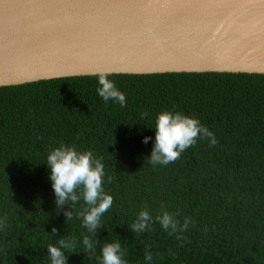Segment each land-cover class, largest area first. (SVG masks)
I'll return each instance as SVG.
<instances>
[{
    "label": "trees",
    "instance_id": "trees-1",
    "mask_svg": "<svg viewBox=\"0 0 264 264\" xmlns=\"http://www.w3.org/2000/svg\"><path fill=\"white\" fill-rule=\"evenodd\" d=\"M109 79L126 93V107L104 103L96 92L97 75L0 86V214H8L10 225L0 233V264H50L47 246L62 236L78 240L65 252L68 264H99L103 243L114 240H121L129 264H144L146 249L154 264H264V74L167 72ZM173 106L199 117L218 144L209 148L201 141L176 162L154 168L147 161L153 144L142 139L154 138L155 116ZM144 111L150 115L141 119ZM61 141L92 149L113 177L105 190L114 204L102 217L95 254L79 244L87 232L75 213L66 223L54 202L46 157ZM161 202L195 221L186 241L169 237L159 224L150 234L130 231L145 203L155 215ZM82 207L81 200L76 212Z\"/></svg>",
    "mask_w": 264,
    "mask_h": 264
},
{
    "label": "water",
    "instance_id": "water-1",
    "mask_svg": "<svg viewBox=\"0 0 264 264\" xmlns=\"http://www.w3.org/2000/svg\"><path fill=\"white\" fill-rule=\"evenodd\" d=\"M207 71L264 74V0H0V86Z\"/></svg>",
    "mask_w": 264,
    "mask_h": 264
},
{
    "label": "clouds",
    "instance_id": "clouds-1",
    "mask_svg": "<svg viewBox=\"0 0 264 264\" xmlns=\"http://www.w3.org/2000/svg\"><path fill=\"white\" fill-rule=\"evenodd\" d=\"M107 73L97 74V95L107 105L109 102L118 104L121 108L127 106L126 93L121 91ZM150 113L144 111L141 119L149 117ZM154 138L144 136L142 143L152 142L153 147L147 161L155 168L157 165L166 167L179 160L184 152L196 146L201 141H207L209 148L218 144L215 133L204 124L199 117L185 114L182 110L165 109L155 116ZM42 139V137H38ZM79 139V136L77 137ZM49 172L48 179L51 182L58 212H63L66 223L75 218L81 221V226L86 229L79 240L84 253L95 254L96 247L100 243L96 237L100 229L105 227L102 217L114 204V196L105 190V184H110L113 177L108 176L103 163V157H99L92 149H79L75 143L60 142L58 146L49 150L46 157ZM84 202V207L76 212L75 206ZM68 206L71 210H68ZM182 210L177 207L170 211L168 206L161 202L159 211L153 215L147 203L136 213L135 220L129 226L131 232L136 235L149 234L154 231V225L159 224L161 230L169 237L177 241L187 240L185 233L190 227L195 226L191 216H183ZM7 213L0 214V233L9 228ZM58 229L53 227L51 234L55 237ZM78 240L75 236H62L56 244L47 246V254L50 264H68L66 250L77 247ZM181 246H183L181 244ZM169 255L174 253L169 249ZM127 250L122 246L121 240L104 242L97 257L99 264H129ZM144 264H154L153 253L146 249L143 256Z\"/></svg>",
    "mask_w": 264,
    "mask_h": 264
}]
</instances>
